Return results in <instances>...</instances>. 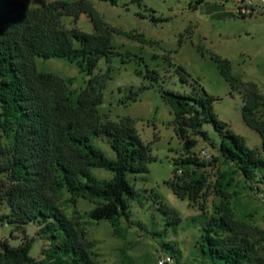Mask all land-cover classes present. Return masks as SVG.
<instances>
[{"label":"trees","instance_id":"trees-1","mask_svg":"<svg viewBox=\"0 0 264 264\" xmlns=\"http://www.w3.org/2000/svg\"><path fill=\"white\" fill-rule=\"evenodd\" d=\"M80 14L90 18L93 32L63 26V17L77 19ZM113 32L119 33L90 0H53L37 7L0 0V201L10 208L2 219L13 231H24L28 223L38 225L37 236L49 241L35 258L29 254L34 238H23L16 246L4 240L0 264H99L81 222L68 217L58 203L64 192L72 203L76 197L92 203L87 217L107 221L115 235L121 234V220L129 219L130 202L139 194L128 173H146L156 157L131 118L116 122L102 120L99 114L111 66L104 72L94 70L101 58L109 62L115 54ZM128 35L145 41L141 34ZM36 56L76 62L88 75L86 86L77 92L70 88L71 78L39 71ZM212 58L231 90L240 94L242 120L259 134L260 150L247 147L244 138L217 117L212 106L216 98L196 81L189 93L162 88L160 94L171 107V123L181 145V156L172 160L173 177L166 183L178 197L188 198L192 207L206 189L219 200L201 227L198 249L203 258L211 264H264L260 251L264 230L238 218L231 203L236 174L252 184L250 189L264 191V99L256 83L243 82L231 73L228 59ZM147 75L157 73L147 69ZM204 125H211L219 136L218 143H210L217 155L210 154L207 160L223 166L216 167L215 179L208 185L202 173L191 178L185 170L189 165H204L192 152L199 140H209ZM100 137L115 152L113 159L92 144ZM93 168L105 169L111 177L97 178ZM198 209L205 211L203 205ZM162 212L169 217L164 227L179 222L169 208L163 206ZM163 246L172 248L166 242Z\"/></svg>","mask_w":264,"mask_h":264},{"label":"rangeland","instance_id":"rangeland-1","mask_svg":"<svg viewBox=\"0 0 264 264\" xmlns=\"http://www.w3.org/2000/svg\"><path fill=\"white\" fill-rule=\"evenodd\" d=\"M20 1L27 7H37L53 0ZM90 2L103 20L119 31L111 37L115 54L109 62L101 58L94 70V73L104 72L111 66L110 79L98 105L99 114L102 120L116 122L131 118L141 140L150 146V153L156 159L148 163L146 173H128V180L139 196L130 202L129 219L120 222L121 234H113L107 221L89 219L87 212L93 204L86 199L76 197L72 203L70 194L64 192L58 203L68 217L81 222L87 239L94 243L93 252L99 264H157L158 258L167 255L173 259L170 264H211L200 255L198 239L202 225L219 200L206 189L192 207L188 198L178 197L166 183L173 177L172 160L181 156V145L171 123V107L163 100L160 90L189 93L196 81L216 98L212 106L217 117L241 135L247 147L260 150L259 134L242 120L240 94L231 90L212 56L228 59L231 73L243 82L256 83L264 99V5L262 12L240 17L233 13L240 0H118L116 5L101 0ZM252 2L260 4L259 0ZM61 22L68 29L78 27L93 32L86 14H80L77 19L63 17ZM130 32L141 34L145 41L133 39L128 35ZM34 62L39 71L71 78L72 90L79 92L86 86L88 75L76 62L37 56ZM147 69L157 76H148ZM203 128L209 140H199L192 152L204 165H189L185 170L191 178L202 173L208 185L215 179L216 167L223 166L199 154L203 148L213 157L217 155L210 144L218 143L217 132L211 125ZM92 144L108 158L115 157L104 137L94 139ZM92 174L100 179L111 177L102 168H93ZM183 177L186 179L187 175ZM251 185L236 174L231 203L238 218L264 230V191L252 190ZM200 205L204 212L198 209ZM163 206L176 214L178 223L164 227L169 217L162 212ZM9 213L6 202L0 201V250L4 240L16 246L23 238H34L29 254L38 258L49 241L37 236L39 227L33 223L26 224L24 231H13V226L2 219ZM162 231L165 234L159 236ZM163 242L172 248L167 250ZM260 251L264 255V243Z\"/></svg>","mask_w":264,"mask_h":264},{"label":"built area","instance_id":"built-area-1","mask_svg":"<svg viewBox=\"0 0 264 264\" xmlns=\"http://www.w3.org/2000/svg\"><path fill=\"white\" fill-rule=\"evenodd\" d=\"M260 4L256 5L252 2V0L244 1L240 0V3H238L234 8V14L236 16H248L253 14L254 12H262V5H264V0H259ZM199 154L204 157L205 159L210 158V153H208L205 149H200ZM178 173H180V170H178ZM173 259L170 255H167L165 257H161L157 259V264H170L172 263Z\"/></svg>","mask_w":264,"mask_h":264}]
</instances>
